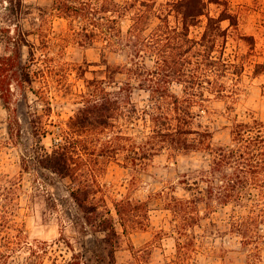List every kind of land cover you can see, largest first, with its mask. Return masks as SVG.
<instances>
[{"label": "trees", "instance_id": "trees-1", "mask_svg": "<svg viewBox=\"0 0 264 264\" xmlns=\"http://www.w3.org/2000/svg\"><path fill=\"white\" fill-rule=\"evenodd\" d=\"M211 3L219 0H166L160 4L156 0H51L52 14L68 21L69 30L62 39L82 47L98 46L105 66L97 71L100 77L87 80L76 99L79 107L60 128L52 148L40 145L33 158H23L25 171L37 166L68 179L69 194L83 214L85 226L104 233L107 262L94 261L89 251H74L64 264H116L121 235L118 223L122 234L149 225L146 200L128 196L114 200L117 217L111 212L101 196L99 180L107 162L116 161L138 173L157 155L167 153L174 158L196 152L206 153L209 165L182 175L177 185L185 194L177 195L176 185L158 193L179 233L177 260L171 263L185 264L194 243L189 230L219 206L229 205L233 208L226 226L248 247L246 264L262 260L264 121L251 113H237L229 103L237 89L226 78L228 73L237 75L239 71L231 70H239V65L225 55L228 35L221 22L230 19L231 26L237 23L228 8L226 15H212ZM0 6L5 9L1 18L10 23L0 27V42L7 52L0 55V97L4 98L9 89L2 82L16 74L11 72L16 66L23 70L21 84L33 82L32 71L22 63L28 37L38 35L45 44L41 49L30 45L32 61L35 49L46 60L51 39L43 27L24 28V20L32 13V6L24 0H0ZM39 18H44L41 13ZM125 19L130 21L126 30ZM197 26L204 30L192 36L191 28ZM110 52L124 55V62L109 63ZM40 72L46 75L43 69ZM135 90L148 94L144 104L134 100ZM214 98L227 103L222 112L228 119L223 126L229 135L226 143H215L212 127L205 122ZM35 132L40 136L36 127ZM137 182L135 175L133 187ZM18 185V181L11 186L0 184V264H32L28 259L21 262L20 256L36 252L33 242L10 231L16 229L12 199L18 196Z\"/></svg>", "mask_w": 264, "mask_h": 264}, {"label": "rangeland", "instance_id": "rangeland-1", "mask_svg": "<svg viewBox=\"0 0 264 264\" xmlns=\"http://www.w3.org/2000/svg\"><path fill=\"white\" fill-rule=\"evenodd\" d=\"M24 1L32 6V13L23 22L24 28L34 31L43 27L51 42L44 61L39 50L35 49L34 61L30 53V45L40 49L45 45L38 35H30L29 46L23 47L22 63L32 71L31 84H21L19 74L23 70L17 66L11 70L16 74H10L2 82L9 92L6 97H0V184L11 186L19 182L18 196L12 199L16 229L10 231L33 242L36 252L22 253L20 261L23 263L28 259L32 264H64L74 251H89L94 261L105 263L104 233L85 226L83 214L69 194V180L37 166H31L29 171L22 167L23 158H33L40 145L52 148L60 128L79 107L76 99L85 89L87 80L100 77L97 71L105 68L101 49L65 42L62 38L69 30L68 21L52 14L51 0ZM156 1L160 4L166 0ZM227 8L237 24L231 26L230 19L221 22L228 35L225 55L239 65V70L238 67L231 70L239 71L238 74L228 73L226 78L227 83L237 89L235 99H230L229 103L237 113H251L264 121V0H219L209 5L215 16L225 14L224 11L228 13ZM4 13L5 9L0 6V27L10 24L1 18ZM39 13L44 18L40 19ZM129 23L128 19L123 21L124 30ZM203 30L204 26L192 27L191 34L197 36ZM5 53V46L0 42V55ZM107 59L109 63L118 64L124 62L125 56L110 52ZM40 69L46 72L45 76ZM147 97L145 91H134L133 98L140 104H144ZM208 105L210 113H206L205 122L212 127L213 141L228 142V132L223 129L228 119L222 116L227 103L214 98ZM208 165L209 156L203 152L174 158L163 153L138 173L116 161L105 164L99 178L103 188L101 196L115 217L113 201L127 196L148 201L150 208L149 225L145 229L122 234L118 223L121 235L115 253L116 264H172L177 260L179 233L173 228V216L158 193L171 185L178 186L184 173ZM135 175L138 182L133 187L131 181ZM176 194L182 196L185 192L178 186ZM232 208L231 205L219 206L216 212L189 230V239L194 243L185 264L247 263L248 247L226 226ZM182 240L187 238L182 237ZM254 264H264V249L262 260Z\"/></svg>", "mask_w": 264, "mask_h": 264}]
</instances>
